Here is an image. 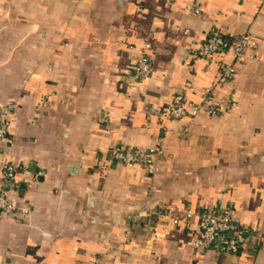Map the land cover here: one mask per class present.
<instances>
[{"label": "crops", "instance_id": "crops-1", "mask_svg": "<svg viewBox=\"0 0 264 264\" xmlns=\"http://www.w3.org/2000/svg\"><path fill=\"white\" fill-rule=\"evenodd\" d=\"M214 29L260 40L220 84V56L190 50ZM147 39L154 71L139 81ZM211 86L231 109L157 114ZM0 102L18 104L0 191L27 210L0 218V264H264V0H0ZM115 145L164 154L149 173L108 161ZM4 160L28 165L21 190ZM229 204L256 234L238 254L195 246L198 212Z\"/></svg>", "mask_w": 264, "mask_h": 264}, {"label": "built area", "instance_id": "built-area-1", "mask_svg": "<svg viewBox=\"0 0 264 264\" xmlns=\"http://www.w3.org/2000/svg\"><path fill=\"white\" fill-rule=\"evenodd\" d=\"M260 40L250 32H245L236 36H227L219 29L212 30L206 38L199 44L191 47V53L209 60L215 55L220 56L217 60L219 73L217 84L232 81L236 74L237 64L247 59V50L257 51ZM154 44L152 40H145L141 55L138 61L131 68V75L136 80H144L150 77L154 71L153 65ZM232 54L233 60L226 61L223 56ZM255 58H259L256 56ZM235 96L231 94L230 100L226 103L218 102L214 95V86L206 87L201 94L199 101H194L186 96L184 90H179L172 101L167 103L164 108L157 111L161 118L180 119L183 117L195 118L202 111L211 116L221 114L231 109L234 104ZM48 105V98H41L37 105V112L41 107ZM16 102H0V139L10 137L12 117L17 109ZM108 115L104 114V119ZM164 154L163 147L153 148L144 146H124L115 145L111 147L106 157L113 164H123L133 168L137 165L146 167L149 173L158 170L157 163ZM28 169V165L20 166L10 160H4L1 164V174L4 183L15 190L23 188V182L18 177L19 170ZM43 174L42 170H37L34 179H38ZM27 212L26 209L18 208L13 204L4 190L0 191V218L14 215L16 212ZM197 228L195 230L194 245L208 250H213L218 254L229 253L238 254L249 242L256 231L244 224L234 212V206H208L200 210L197 214ZM194 213L187 211L188 224L191 227ZM176 222V220H174Z\"/></svg>", "mask_w": 264, "mask_h": 264}]
</instances>
